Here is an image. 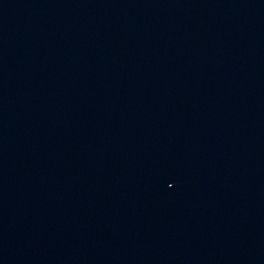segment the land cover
Returning a JSON list of instances; mask_svg holds the SVG:
<instances>
[{
	"label": "water",
	"instance_id": "obj_1",
	"mask_svg": "<svg viewBox=\"0 0 264 264\" xmlns=\"http://www.w3.org/2000/svg\"><path fill=\"white\" fill-rule=\"evenodd\" d=\"M0 264H264V0H0Z\"/></svg>",
	"mask_w": 264,
	"mask_h": 264
}]
</instances>
